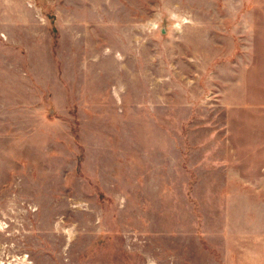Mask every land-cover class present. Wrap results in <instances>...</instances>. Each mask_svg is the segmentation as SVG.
Segmentation results:
<instances>
[{"label":"rangeland","instance_id":"obj_1","mask_svg":"<svg viewBox=\"0 0 264 264\" xmlns=\"http://www.w3.org/2000/svg\"><path fill=\"white\" fill-rule=\"evenodd\" d=\"M0 264H264V0H0Z\"/></svg>","mask_w":264,"mask_h":264}]
</instances>
